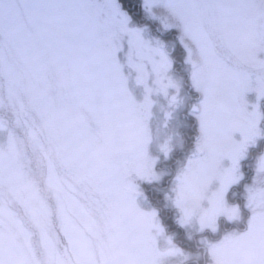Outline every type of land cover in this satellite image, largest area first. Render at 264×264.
Masks as SVG:
<instances>
[{
    "label": "snow or ice",
    "instance_id": "6c2138e0",
    "mask_svg": "<svg viewBox=\"0 0 264 264\" xmlns=\"http://www.w3.org/2000/svg\"><path fill=\"white\" fill-rule=\"evenodd\" d=\"M154 8L180 29L200 95L196 144L173 188L181 223L195 218L212 232L221 219L240 223L226 195L260 135L261 114L245 96L264 98V0H0V264H172L183 255L138 203V181L157 179L149 67L157 84L167 80L165 96L178 90L167 53L130 27ZM16 185L36 195L13 208L4 193ZM245 191V229L202 241L210 264H264V160Z\"/></svg>",
    "mask_w": 264,
    "mask_h": 264
},
{
    "label": "rangeland",
    "instance_id": "374dc122",
    "mask_svg": "<svg viewBox=\"0 0 264 264\" xmlns=\"http://www.w3.org/2000/svg\"><path fill=\"white\" fill-rule=\"evenodd\" d=\"M153 13H144L143 11L137 12L135 15L142 16L146 23L138 22L133 18L130 27L138 30L146 41H149L153 47L160 48L165 51L171 61V68L167 73L169 77L177 86L178 90L169 89L168 96L164 95L163 85L167 84L164 80L161 84H157V77L149 67L147 72V80L149 86L153 89L151 96L152 104L150 108V115L148 117V127L150 130V144L148 154L152 161H154V174L157 179L153 181L141 180L138 181L141 197L139 198V206L145 211H154L156 218L163 228V235L159 237L161 242L171 240L172 244L178 248L183 255L175 257L172 264H210L209 258L206 254L205 247L202 243L204 240H218L225 233L241 230L243 231L246 224L243 223V218L248 216L245 209L246 203V187L252 186L255 177V171L259 161L264 160V98L257 99L255 92H249L245 96V101L248 106V111H253V105L257 106L261 119L258 123L260 135L254 142L250 143L245 152L244 159L241 161V175L243 179L236 185L232 186L226 195L227 203L230 206H237L241 209V221L239 224H233L231 221L221 219L217 222L216 231L212 232L209 229L201 230L200 223L197 219H192L188 223H181V213L174 205L173 202V188L175 179L180 170L185 166L187 159L190 157L193 148L184 151L185 140L183 136V129L185 121H188V115L193 117L191 108L198 102V100L191 101V96L185 88V79L174 71V62L172 53L176 41L181 44V31L180 29L169 30L166 25L170 23L169 18L162 8H154ZM141 21V20H140ZM154 25L155 27H151ZM157 27V28H156ZM156 29V30H155ZM177 33L180 38L176 39L170 33ZM180 33V34H179ZM164 36L169 37L170 40ZM176 42V43H175ZM184 48V47H183ZM185 50V49H184ZM127 47L124 51L118 54L121 63L125 62ZM264 58V54H261ZM187 52L185 51V71L189 74V81L191 84V66L186 62ZM127 73V69H125ZM130 88L136 99L142 100L143 88L135 85L136 73L134 71L128 73ZM195 91V90H194ZM196 94H199L195 91ZM176 95V102L171 103V96ZM189 112H187V110ZM198 124V123H197ZM235 139L239 140L240 136L237 133ZM194 139V145H195ZM167 148V151L163 149ZM182 151L184 153L182 154ZM179 154L178 161L171 166L172 159L177 158L175 154ZM181 153V154H180ZM148 185V188H145ZM39 195L50 198L52 192L47 186V183L40 179L37 184ZM150 189V190H148ZM148 191L151 193L149 194ZM36 195V191L24 185H16L4 193V197L9 201L13 208H18L25 201L32 199ZM150 197L155 199L153 203ZM55 214V206L49 209V218ZM169 218L173 219L177 226L184 232V237L178 236L176 231L171 230L164 224V220Z\"/></svg>",
    "mask_w": 264,
    "mask_h": 264
},
{
    "label": "trees",
    "instance_id": "16d2710c",
    "mask_svg": "<svg viewBox=\"0 0 264 264\" xmlns=\"http://www.w3.org/2000/svg\"><path fill=\"white\" fill-rule=\"evenodd\" d=\"M135 20H137L138 22H142V23H146L148 24V21L144 20L143 17L140 15V16H134ZM141 20V21H140ZM151 27H155L154 25H151ZM166 39L170 40V36L167 37V36H164ZM177 44L174 45V51L172 53V57L173 59L175 60V70L177 71V73H181L183 77H187V72L185 71V67L182 66L184 64V59H185V50L184 48L178 43V41H176ZM175 42V43H176ZM196 131V126H195V121H194V118L193 117H190L188 119V121H185V127L183 129V136H184V140H185V149L188 150L189 148H191L192 146V136L194 134V132ZM175 156H178V154L176 153ZM178 159V157H177ZM177 159H172V161H170L171 166H173V164L175 163V161ZM148 185H146L145 188H148L147 187ZM150 190V189H148ZM149 194H151L149 191H148ZM151 201L155 202V199L151 198ZM153 202V203H154ZM156 203V202H155ZM164 220V224L166 226H168L169 228H171V230L173 231H176L177 234H179L178 236L180 237H184V232L182 231V229H180L179 226H177V223L169 218L168 220L162 218ZM247 219V217L245 218V220Z\"/></svg>",
    "mask_w": 264,
    "mask_h": 264
}]
</instances>
